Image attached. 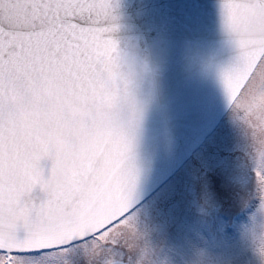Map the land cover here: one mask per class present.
Instances as JSON below:
<instances>
[{
	"label": "snow or ice",
	"instance_id": "1",
	"mask_svg": "<svg viewBox=\"0 0 264 264\" xmlns=\"http://www.w3.org/2000/svg\"><path fill=\"white\" fill-rule=\"evenodd\" d=\"M118 7L0 0V264L95 239L136 208V87L151 68L113 38ZM220 8L237 49L220 77L264 184V0H221ZM42 161L51 162L47 172ZM252 225L264 230V215L254 214ZM45 226L86 234L24 246ZM119 256L124 264L122 249Z\"/></svg>",
	"mask_w": 264,
	"mask_h": 264
},
{
	"label": "water",
	"instance_id": "2",
	"mask_svg": "<svg viewBox=\"0 0 264 264\" xmlns=\"http://www.w3.org/2000/svg\"><path fill=\"white\" fill-rule=\"evenodd\" d=\"M118 3L113 38L130 60L147 61L151 68L136 87L143 108L135 148L137 207L181 168L230 110L220 71L237 49L223 27L221 0ZM42 166L47 172L51 162ZM85 234L45 226L35 243L24 246L66 244Z\"/></svg>",
	"mask_w": 264,
	"mask_h": 264
},
{
	"label": "rangeland",
	"instance_id": "3",
	"mask_svg": "<svg viewBox=\"0 0 264 264\" xmlns=\"http://www.w3.org/2000/svg\"><path fill=\"white\" fill-rule=\"evenodd\" d=\"M250 152V132L232 108L174 179L130 217L95 239L14 264H109L121 249L128 264H264V230L252 225L254 214L264 215V184L256 182Z\"/></svg>",
	"mask_w": 264,
	"mask_h": 264
},
{
	"label": "flooded vegetation",
	"instance_id": "4",
	"mask_svg": "<svg viewBox=\"0 0 264 264\" xmlns=\"http://www.w3.org/2000/svg\"><path fill=\"white\" fill-rule=\"evenodd\" d=\"M144 254H145V251L143 250V251H142V256H143ZM117 261H120V260H116V261H113V262H117ZM110 263H112V262H109V264H110ZM124 263H125V264H128V263L125 262V261H124ZM139 264H146V263H144V262L141 260V262H140Z\"/></svg>",
	"mask_w": 264,
	"mask_h": 264
}]
</instances>
